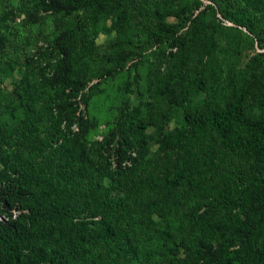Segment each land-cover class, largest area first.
Segmentation results:
<instances>
[{
    "label": "rangeland",
    "instance_id": "374dc122",
    "mask_svg": "<svg viewBox=\"0 0 264 264\" xmlns=\"http://www.w3.org/2000/svg\"><path fill=\"white\" fill-rule=\"evenodd\" d=\"M232 107L264 133V0L74 10L0 0V134L28 127L9 150L52 146L57 157L42 165L82 171L71 182L90 229L103 221L97 203L123 200L115 238L82 241L84 264H180L223 249L211 264H250L264 211L252 201L221 208L217 192L231 171L264 182V148L253 154L246 139L211 128L192 145L186 122L188 112Z\"/></svg>",
    "mask_w": 264,
    "mask_h": 264
},
{
    "label": "trees",
    "instance_id": "16d2710c",
    "mask_svg": "<svg viewBox=\"0 0 264 264\" xmlns=\"http://www.w3.org/2000/svg\"><path fill=\"white\" fill-rule=\"evenodd\" d=\"M49 1L58 10H74L99 2V0ZM28 111L29 114L33 113L30 107ZM27 117L30 120V115ZM186 122L190 126L188 138L192 145L197 143L199 134L211 128L237 140L246 139L253 154L264 148V133L259 134V127L244 120L236 107H232L231 110L188 112ZM27 129L28 127L24 125L10 136L3 137L0 134V264H84L82 241L89 236H93L97 241L114 239L118 222L114 212L123 200L105 199L97 203L95 207L102 210L100 217L103 221L98 228L90 229L88 222L80 217L78 211L82 203H79L76 195L81 194V191H78L71 182L72 170L73 177L79 181L82 180L80 176L82 171L68 169L59 163L55 168L42 165L41 163L57 157L52 146L45 150L37 143H31L29 151L21 155L17 151L9 150L8 146L12 143L24 139V130ZM2 138L8 139L9 142L4 143L5 140ZM53 162L55 164L57 160ZM48 172L51 174L47 175ZM177 176L182 181H189L181 172ZM219 179L226 182L225 187L217 192L221 208L230 209L252 201L260 204L264 211V182L241 177L234 171L220 175ZM231 182L236 184V187H231ZM237 182L244 185L240 186ZM65 197L69 199V203L63 202ZM237 230L243 229L238 226ZM135 250L132 252H136ZM225 253L226 249L202 251L190 256L191 262L183 258L180 264H211ZM243 260L250 264H264V245L246 252Z\"/></svg>",
    "mask_w": 264,
    "mask_h": 264
}]
</instances>
